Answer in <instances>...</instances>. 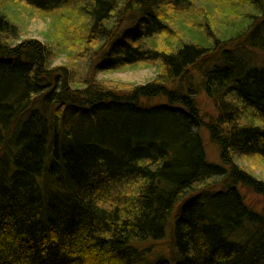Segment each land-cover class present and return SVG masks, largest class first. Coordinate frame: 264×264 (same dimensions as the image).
Segmentation results:
<instances>
[{"label":"trees","instance_id":"1","mask_svg":"<svg viewBox=\"0 0 264 264\" xmlns=\"http://www.w3.org/2000/svg\"><path fill=\"white\" fill-rule=\"evenodd\" d=\"M24 1L75 51L53 67L0 10V264H264V217L239 191L264 198L239 163L264 159V70L238 54L264 52V4L225 0L240 18H215L219 35L203 0ZM153 67L143 86L97 79ZM167 237V257L146 246Z\"/></svg>","mask_w":264,"mask_h":264},{"label":"rangeland","instance_id":"2","mask_svg":"<svg viewBox=\"0 0 264 264\" xmlns=\"http://www.w3.org/2000/svg\"><path fill=\"white\" fill-rule=\"evenodd\" d=\"M238 3L246 4L249 3L247 0H235ZM264 4V0H260ZM225 0H203L201 4L207 5V15L210 18L208 24L217 27L214 31L219 34L221 31L224 32L225 29L219 28L218 21L220 19L224 20L226 17L229 18L230 22H234L240 18L239 15L235 17L226 16V8L221 9L224 5ZM246 9V8H245ZM248 9V7H247ZM0 10L5 13L10 23L17 25L20 28V34H22V40H37L41 43H46L52 49V65L53 67H65L68 64H71L73 61V52L75 51V45L70 43H64V46H60L63 42L59 41L61 39V33L53 30V22L51 18L45 13L38 12L37 10L30 8V6L24 0H0ZM231 10H235L234 7H231ZM218 20L216 21L215 20ZM206 19H204L201 24H198L201 29L210 28L207 25H204ZM67 23V22H66ZM216 23V24H215ZM223 23H221L222 25ZM204 25V26H203ZM71 26V25H70ZM68 32L67 24L63 25L62 31ZM72 29V27H71ZM64 36L66 35L63 34ZM220 35V34H219ZM238 54L243 58V61L246 62L251 68L262 69L264 70V52L257 49H238ZM72 65V64H71ZM158 71L155 67L153 68H143L142 70H125L121 68L118 71L110 72L107 74H99L97 79L103 80L104 82L113 83L112 85L119 87L130 88L132 86H143L145 84L153 83L157 80ZM202 111L205 121L214 120L219 111L218 104L212 100L209 96H206L204 93L200 94L197 99ZM145 103L148 106L158 105V101ZM202 139L203 144L205 145V151L207 154L208 162L219 165L220 163V154L218 147L210 141V136L207 132L202 130ZM241 166H243L250 174L256 177V179L264 183V159H243L239 161ZM241 195H243L245 205L261 216L264 217V198L254 194L250 189L246 187H239ZM146 246H155L156 254L160 253L168 256L171 251V245L169 242V237L161 243H150ZM170 247V248H169ZM156 257L154 254L153 258Z\"/></svg>","mask_w":264,"mask_h":264}]
</instances>
